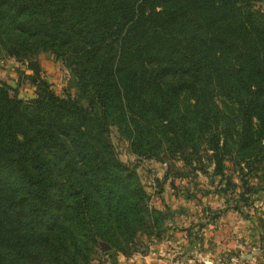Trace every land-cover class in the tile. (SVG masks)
Returning <instances> with one entry per match:
<instances>
[{"label": "trees", "instance_id": "trees-1", "mask_svg": "<svg viewBox=\"0 0 264 264\" xmlns=\"http://www.w3.org/2000/svg\"><path fill=\"white\" fill-rule=\"evenodd\" d=\"M253 1L0 0V18L46 38L80 92L92 90L82 107L43 79L26 101L0 81V183L31 214L14 233L28 264H88L96 239L126 252L136 232L163 231V211L109 142L117 103L135 120L125 132L138 155L158 158L164 145L184 161L205 144L217 170L225 157L249 169L264 161V9ZM6 213L0 201L5 229Z\"/></svg>", "mask_w": 264, "mask_h": 264}, {"label": "rangeland", "instance_id": "rangeland-1", "mask_svg": "<svg viewBox=\"0 0 264 264\" xmlns=\"http://www.w3.org/2000/svg\"><path fill=\"white\" fill-rule=\"evenodd\" d=\"M253 3L264 9V0ZM37 79L49 83L55 94L87 107L86 96L92 90L80 92L72 64L51 49L46 38L29 36L15 22L0 18V81L10 86L9 94L15 92L26 101L35 96ZM128 94L118 87L120 102ZM116 106L107 117L112 150L134 170L149 195L148 205L163 211V231L158 238L136 232L126 252L96 239L87 250L88 264H264V161L249 169L225 157L217 170L205 144L186 148L184 161L166 152L164 145L159 146L158 158L138 155L125 132V126L133 127L135 120L123 117L120 104ZM138 121L151 128L146 120ZM0 201L7 206L4 222H9V228L0 226V240L7 242L6 263L28 264L30 251L27 247L15 252L14 233L22 228L27 232L24 222L31 214L9 182L0 183Z\"/></svg>", "mask_w": 264, "mask_h": 264}, {"label": "crops", "instance_id": "crops-1", "mask_svg": "<svg viewBox=\"0 0 264 264\" xmlns=\"http://www.w3.org/2000/svg\"><path fill=\"white\" fill-rule=\"evenodd\" d=\"M128 259L130 260V258H128ZM208 260H209V259H208ZM125 262H126V261H125ZM204 262H205V264H206L207 261H204ZM210 263L212 264V262H210Z\"/></svg>", "mask_w": 264, "mask_h": 264}]
</instances>
